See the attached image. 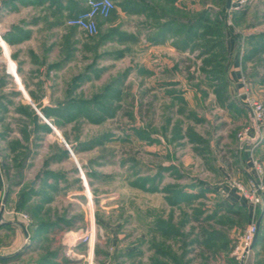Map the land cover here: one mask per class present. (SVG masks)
Returning a JSON list of instances; mask_svg holds the SVG:
<instances>
[{
	"label": "rangeland",
	"instance_id": "rangeland-1",
	"mask_svg": "<svg viewBox=\"0 0 264 264\" xmlns=\"http://www.w3.org/2000/svg\"><path fill=\"white\" fill-rule=\"evenodd\" d=\"M153 1L179 21L205 12L209 31L186 43V32L173 24L155 42L154 19L132 11L101 22L99 31L115 28L124 38L99 43V32L87 34L57 15L36 31L45 44L52 34L70 37L73 56L45 104H31L17 73L16 52L30 46L0 44L3 250L43 208L47 220L75 217L83 235L93 236L91 245L78 242L86 255L93 249L94 264H245L251 250L249 264H264V227L260 243L244 249L248 227L264 210V0H231V7L228 0ZM45 10L23 13H31L29 22ZM14 12L0 17V37L27 22ZM30 70L28 82L37 76ZM68 99L82 108L70 107L57 121L45 115V107ZM246 139L255 141L247 151ZM52 237L65 241L63 232Z\"/></svg>",
	"mask_w": 264,
	"mask_h": 264
},
{
	"label": "crops",
	"instance_id": "crops-1",
	"mask_svg": "<svg viewBox=\"0 0 264 264\" xmlns=\"http://www.w3.org/2000/svg\"><path fill=\"white\" fill-rule=\"evenodd\" d=\"M83 4L84 7H87L86 0H83ZM26 7L32 9H46L45 11L47 14H45V11H43L42 14L40 13V15H35L32 13V15L38 17L35 20L32 19L28 22L27 20L29 19L27 16L31 15V13L28 12L26 15H24L23 9ZM55 8L56 5L53 3V0H44L42 3H40L39 0H0V17L3 16L2 18L4 19L5 16L9 15L10 13L12 14L15 10L14 13L20 15V20L22 19V23H25L23 18H26L25 20L27 21L25 25L21 26V28L17 27L16 31L15 29L14 31L10 30L11 34H7V36L2 35L0 37V44L2 45L1 40L3 39L6 43H8L7 41H11L12 43H16V45H19L21 48L30 46V48L24 49L22 51L25 53L24 55L20 56V52L17 51L16 56L20 58L18 61L21 64V68L18 69L17 73L23 87V93H26L28 95L27 97L30 96L31 104H45L50 101L49 93L50 89L52 91V88L54 87L55 80L58 76H60V74H62V71H65L66 69L68 70L67 67L70 66L71 58L66 61L65 51L66 45L71 44V38H64L65 35L62 33L57 37L55 34H50L51 38H49L51 40H47L48 43L45 44V42H43V34L40 35L39 31H36L38 28L42 27V22L53 21V19L57 16L54 12ZM64 13L65 15L67 14L66 11ZM138 13L141 14V12ZM116 14L121 17L125 14L131 15L132 13L121 10L119 7L117 8ZM144 15L146 14L143 12V16ZM99 19L100 21H104L107 18L99 17ZM8 30L9 29L6 31ZM18 31L21 32V35L17 33ZM3 50L4 52H2L5 55V49ZM29 67L32 69L30 70ZM28 70L34 71L37 75L36 78L30 82L27 81L30 79L29 75H27ZM241 71L242 69H240L239 62L235 63L234 74L238 80H240ZM37 78L40 80L38 83L39 87L42 88V92L40 94L33 91V82H36ZM68 87L69 84H67L66 88ZM68 96L69 95L66 97ZM52 106L53 105H49V107ZM50 118L53 119L54 117ZM247 143L248 144L245 145V151H247L248 147L250 146V143ZM253 174L254 173H251L248 170L246 171V179L248 183L254 182L256 177ZM5 188L6 180L3 168L0 163V195L5 192ZM234 197H236V195H234ZM234 201L239 202L241 205H245V203L242 204L239 198H235ZM45 212L46 211H42L43 215L46 214ZM39 220H37L36 223L33 221L30 224L22 223L18 228H16L15 240L11 242L12 244L10 246H6V248H4V253L0 256H4L5 258L0 259V264H94V255H91V253H93V249L92 251L90 249V254L86 255V253L88 254L86 251L87 245H84L85 243L82 241H79L80 243L78 242V240L83 236V229L80 226L74 224V221L67 219L66 221L68 222L65 223V220L60 219V223L47 226L39 224ZM2 227L7 229L8 226L0 225V228ZM58 232H63L65 239V241L62 240V242L59 241L60 245L57 244L55 242L56 240L54 241L52 237L53 233ZM258 243L260 242L258 241ZM252 251L253 250H251V252ZM250 253L245 260V264L250 263Z\"/></svg>",
	"mask_w": 264,
	"mask_h": 264
},
{
	"label": "trees",
	"instance_id": "trees-1",
	"mask_svg": "<svg viewBox=\"0 0 264 264\" xmlns=\"http://www.w3.org/2000/svg\"><path fill=\"white\" fill-rule=\"evenodd\" d=\"M40 3H42L44 0H39ZM150 1V2H149ZM175 0H166V3H170L173 2ZM115 2V1H114ZM117 4L120 6V8H122L123 10H125L126 12H132V11H139V12H144L146 14V16L148 18L154 19L156 25V31L153 33V35L151 36V39L154 40L155 42H158L159 40L164 39V37L167 36V33L172 29L173 24H176L179 28V30L183 29L186 32V43L189 40H192L194 38L197 37V35H199V30L205 28V22L207 21V15L205 12H202L201 14H199L198 16H196L194 18V20H188V21H179L178 20V15L173 14V12H171L170 10H166L165 12H168V14L172 13L169 15V21L166 23H162L161 19H163L165 17V12H164V8L162 6H160L157 2L153 1L151 2V0H143L141 2H139L138 0H117L116 1ZM53 3L56 5V8L54 10L56 15L61 14L63 16L62 19L59 20H66L69 16L78 13L80 11H82L83 9H85L86 7H84L83 4V0H53ZM65 3V5H64ZM116 4V3H115ZM172 4V3H170ZM51 8V7H50ZM67 12V14L65 15L64 12ZM162 12V14L160 13ZM117 13V8L115 7L111 13V15L107 18H111V16ZM68 16V17H67ZM67 17V18H66ZM158 18V19H156ZM160 20V22H158ZM219 20H222L221 18ZM98 22V31L99 32V43L101 42H105L107 40H116L119 39V36H121L122 38L125 37V34H123L120 30L118 29H111L108 30L106 32H101L100 27H101V22L100 19H97ZM208 28V27H207ZM204 30V29H203ZM207 32L209 31L208 29H206ZM96 33V34H97ZM201 35V34H200ZM120 37V39H121ZM185 43V42H184ZM72 44L70 45H66V51H65V55H66V61L69 60L70 58H72L73 56V48H71ZM123 51H119L118 55H122ZM83 75H77L74 77V80H76L74 83V85H79L78 82H80V80L83 79ZM69 87L72 90L71 85H69ZM69 88V89H70ZM107 89H109V87H107ZM69 94H71V91H69ZM75 100V99H74ZM70 101V99H68L67 101H65L64 103H60L57 106L54 107H45L43 109L44 113L46 116L48 117H57V118H65L66 116H69V108L70 107H74L76 109L77 106H80L82 103L80 102V105H66V102ZM87 101H85L86 103ZM82 108V105H81ZM55 120L57 121L58 119L55 118ZM44 128L47 131L51 130V126L49 124H44ZM66 153V151H64ZM49 173L51 174L52 172L49 171ZM33 191L32 188L27 190L26 193H24V197L19 200L18 202V209H21L24 202L26 200H28L29 197H31ZM50 201V200H49ZM48 202V201H47ZM42 209H40L39 214H41L38 218L39 220V224L42 225H51V224H58L60 223V219L65 220V223L68 222L66 221L67 219L65 217H58L54 220H50V218L48 217L45 218L46 216L43 215L42 213ZM73 217L71 220L74 221ZM263 227H264V219H262L260 226H259V230H258V241L260 238H262V231H263ZM257 241V242H258Z\"/></svg>",
	"mask_w": 264,
	"mask_h": 264
},
{
	"label": "built area",
	"instance_id": "built-area-1",
	"mask_svg": "<svg viewBox=\"0 0 264 264\" xmlns=\"http://www.w3.org/2000/svg\"><path fill=\"white\" fill-rule=\"evenodd\" d=\"M86 3H87V7L82 11L69 16L66 20V24L70 26L78 27L83 31H85L87 34L94 35L98 31L97 19L99 17L108 18L111 15L113 9L116 7V4L114 0H86ZM253 106L255 113L262 112V105L258 101L254 102ZM24 217L27 218L28 215L24 214ZM258 230H259L258 224L255 222H253L248 227L244 238L245 250H249L250 246L254 241L255 235L258 233ZM82 237L84 242H88L89 244L92 243L94 240L93 236L90 235L89 237L88 233L84 234ZM3 253L4 250L2 247H0V255H2ZM244 254H241V257H243Z\"/></svg>",
	"mask_w": 264,
	"mask_h": 264
},
{
	"label": "water",
	"instance_id": "water-1",
	"mask_svg": "<svg viewBox=\"0 0 264 264\" xmlns=\"http://www.w3.org/2000/svg\"><path fill=\"white\" fill-rule=\"evenodd\" d=\"M230 5H231V0H228L227 6L230 7ZM246 141L247 142H252V143L255 142V141H252L251 139H246ZM263 213H264V210H263L262 214L260 215V217L258 219V223H257L258 227L260 226V223H261V220H262V217H263ZM1 216H2V211H0V219H1ZM257 240H258V233L255 235L254 241H253V243H252V245L250 246L249 249H251V248H253L255 246ZM3 258H5V257L4 256H0V259H3ZM242 264H244V260L242 261Z\"/></svg>",
	"mask_w": 264,
	"mask_h": 264
},
{
	"label": "bare ground",
	"instance_id": "bare-ground-1",
	"mask_svg": "<svg viewBox=\"0 0 264 264\" xmlns=\"http://www.w3.org/2000/svg\"><path fill=\"white\" fill-rule=\"evenodd\" d=\"M2 43L5 45V47L7 46L6 45V42L2 39ZM15 75V74H14ZM19 80H20V78H19Z\"/></svg>",
	"mask_w": 264,
	"mask_h": 264
}]
</instances>
